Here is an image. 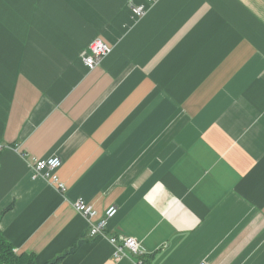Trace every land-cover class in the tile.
I'll return each mask as SVG.
<instances>
[{"label":"crops","instance_id":"crops-1","mask_svg":"<svg viewBox=\"0 0 264 264\" xmlns=\"http://www.w3.org/2000/svg\"><path fill=\"white\" fill-rule=\"evenodd\" d=\"M78 198L116 206L104 236ZM0 215L38 264H134L112 236L149 264H264V0H0Z\"/></svg>","mask_w":264,"mask_h":264},{"label":"built area","instance_id":"built-area-1","mask_svg":"<svg viewBox=\"0 0 264 264\" xmlns=\"http://www.w3.org/2000/svg\"><path fill=\"white\" fill-rule=\"evenodd\" d=\"M145 4H131V14L135 17H141L147 12ZM111 52V46L102 38H94L88 45L87 49L82 53L81 60L88 69L98 66L101 60ZM31 168L35 175H39L54 184L58 189L65 190V186L60 182L57 175L58 169L62 165L59 156L48 157H31ZM74 209L86 218L88 223L89 235L104 236L108 222L117 214L116 206H109L103 214H99L97 210L83 198H78L73 203ZM110 242L115 246V256H130L135 259L134 264H149L143 259L145 252L144 247L134 237L128 236H112ZM199 264H204L203 262Z\"/></svg>","mask_w":264,"mask_h":264},{"label":"trees","instance_id":"trees-1","mask_svg":"<svg viewBox=\"0 0 264 264\" xmlns=\"http://www.w3.org/2000/svg\"><path fill=\"white\" fill-rule=\"evenodd\" d=\"M1 217V215H0ZM73 246L69 250L65 251L63 254L56 256L52 260H49L43 264H64L63 258L65 255L73 252L76 249ZM0 264H38L35 261L33 255H28L25 253L18 254L14 251V246L3 236L0 229Z\"/></svg>","mask_w":264,"mask_h":264}]
</instances>
